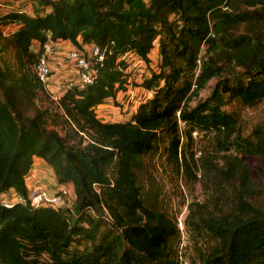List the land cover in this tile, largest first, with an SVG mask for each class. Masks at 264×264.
<instances>
[{
  "label": "trees",
  "instance_id": "trees-1",
  "mask_svg": "<svg viewBox=\"0 0 264 264\" xmlns=\"http://www.w3.org/2000/svg\"><path fill=\"white\" fill-rule=\"evenodd\" d=\"M41 4L47 13L0 16L12 27L7 44L24 60L17 76L0 68V197L26 199L37 158L58 187L72 185L75 200L72 209L0 200V264H181L176 221L146 201L143 180L153 175L145 159L160 154L171 171L190 174L182 137L195 131L212 134L216 154L199 158L206 194L184 221L191 264H264V123L244 136L239 115L226 110L233 101L252 107L264 100V0ZM57 41L106 49L101 62L93 59L92 84L58 99L75 145L44 127V113L21 110L45 85L28 66ZM156 46L158 72L139 84L153 96L127 121L98 119L95 107L126 87L128 62L119 58L129 53L148 64ZM213 78L211 93L191 106ZM243 156L257 158V179Z\"/></svg>",
  "mask_w": 264,
  "mask_h": 264
},
{
  "label": "rangeland",
  "instance_id": "rangeland-1",
  "mask_svg": "<svg viewBox=\"0 0 264 264\" xmlns=\"http://www.w3.org/2000/svg\"><path fill=\"white\" fill-rule=\"evenodd\" d=\"M12 11H22L28 15H34L47 13L49 8L42 5L41 0H0V16ZM11 29L12 27H7L0 22V68L7 66L17 76L24 60L7 44L6 37ZM58 43H61V41L50 42L52 47L56 49V53L50 56L52 73L55 77L49 80L42 90L36 92L34 99L29 102L24 100L21 110L26 116L30 117L37 112L44 113V127L49 131L56 132L69 145H75L78 142V138L71 133L70 125L64 121L65 116L58 105V99L63 93L61 91L66 89L67 83L75 80V66L65 62L64 58L60 60L54 59L59 56L57 55L59 50L55 45ZM76 49L81 51L92 63L94 62L91 56V43L83 44L80 47H76ZM204 56L205 47H201L199 59ZM150 57V62L143 65H135L133 64L134 59L132 57L128 58V67L125 70L126 87L117 93L115 99L105 100L101 103V106L99 104L95 107V115L98 119L104 122H111V120L116 122L127 121L134 114L140 102L153 96L152 91H147L139 86L144 76H149L152 71L158 72L157 52L151 53ZM35 60L36 58L28 66V69L33 74V63ZM197 64L199 65L200 61ZM216 81L217 78L211 79L199 92L197 98L190 102L191 106H194L200 100H204L211 93ZM226 110L239 115L244 136L250 134L253 126L264 123V100L252 107L233 101L226 106ZM88 138V136L84 137V141L80 146H84ZM190 138L183 139L182 137L183 148L191 168L190 174L187 175L184 170H181L178 174L171 171L168 165L164 163L163 157L159 156L160 154L149 155L145 159V169L148 168L153 176L147 177L146 181L143 180L144 187L148 189L146 201L162 209L176 221L180 231V238L174 243V246L178 251L181 264H191L195 258L194 244L189 239L184 225L188 208L192 203L202 202L206 194L203 183L199 181V158L216 154L212 134L195 131L191 132ZM243 160L249 164L252 178L257 179L258 177L254 170L258 162L257 158L243 156ZM28 179L32 184L34 182L39 183L48 191L55 192L58 189L50 168L40 159L34 158V164ZM61 186L66 193L62 196L60 207L72 209L75 200L72 185L68 183Z\"/></svg>",
  "mask_w": 264,
  "mask_h": 264
},
{
  "label": "built area",
  "instance_id": "built-area-1",
  "mask_svg": "<svg viewBox=\"0 0 264 264\" xmlns=\"http://www.w3.org/2000/svg\"><path fill=\"white\" fill-rule=\"evenodd\" d=\"M106 49H101L95 44H91V56L93 59L101 62L104 59ZM56 53V49L52 47L50 42H46L42 46L41 53L38 55L36 62L33 65V72L37 79L43 84H47L54 76L52 73V65L50 62V56ZM57 55L64 58L68 63L73 64L74 67V81H70L66 84V89L70 87L83 88L86 85L92 84L94 81V73L92 70V62L78 49L72 47L68 51H58ZM131 54H123L119 59L128 62V58ZM142 61L138 60L134 62L135 65L141 64ZM29 176V175H28ZM66 191L61 187L54 192L48 191L39 183H31L27 178V197L22 198L19 195H14L11 199L6 197H0V200L5 206L11 205L12 202H18L23 205H28L31 208L38 207H59L62 203V196Z\"/></svg>",
  "mask_w": 264,
  "mask_h": 264
},
{
  "label": "crops",
  "instance_id": "crops-1",
  "mask_svg": "<svg viewBox=\"0 0 264 264\" xmlns=\"http://www.w3.org/2000/svg\"><path fill=\"white\" fill-rule=\"evenodd\" d=\"M56 46H57V48H58V50L59 51H68V50H70L71 48H72V45L69 43V42H67V41H61V43H58V44H55ZM61 46V47H60ZM158 51V49H157V46L156 47H154L153 49H152V51L150 52V55H149V57L151 56V53H154V52H157ZM151 58V57H150ZM54 59H58V60H60L61 59V57H59V56H57L56 58H54ZM74 76H75V74H74ZM65 89H63L61 92H63ZM99 106H101V104L99 105ZM135 112V111H134ZM111 122H116V121H112L111 120Z\"/></svg>",
  "mask_w": 264,
  "mask_h": 264
}]
</instances>
